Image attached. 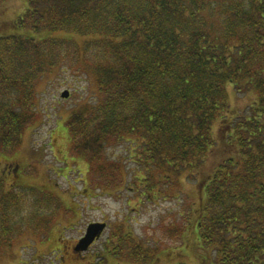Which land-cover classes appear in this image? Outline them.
Wrapping results in <instances>:
<instances>
[{
	"label": "trees",
	"instance_id": "16d2710c",
	"mask_svg": "<svg viewBox=\"0 0 264 264\" xmlns=\"http://www.w3.org/2000/svg\"><path fill=\"white\" fill-rule=\"evenodd\" d=\"M26 3L10 21L17 31L0 35V154L17 152L41 111L37 80L70 58L93 76L92 100L65 123L92 184L126 187L123 160L106 161V151L129 142L142 202L197 187L174 232L184 239L187 230L196 264H264V0ZM239 93L251 98L245 106ZM23 187L0 176V249L14 237L16 210L27 208ZM34 197L61 206L40 190ZM120 231L107 256L148 264L154 249ZM95 264L108 263L102 255Z\"/></svg>",
	"mask_w": 264,
	"mask_h": 264
},
{
	"label": "rangeland",
	"instance_id": "374dc122",
	"mask_svg": "<svg viewBox=\"0 0 264 264\" xmlns=\"http://www.w3.org/2000/svg\"><path fill=\"white\" fill-rule=\"evenodd\" d=\"M26 8V0H4L0 4V35L17 31L10 21ZM74 38L83 40L78 35ZM70 60L66 59L58 69L37 80V103L41 111L38 109L34 124L27 128L13 157L14 161L26 164L27 177L18 185L31 190L25 193L30 197H26L23 204L27 208L16 210L13 216L15 234L10 244L1 247L0 264H95L102 255L108 264H136L105 253L107 241L118 239L115 234H122L120 227L154 249L148 264H173L179 259L196 264L195 249L192 252L185 249L187 230L184 239L174 235L176 228L183 230L190 205L198 200L195 184L186 183L179 198L161 196L155 201L144 199L142 202L140 190L134 187L135 169L140 165L129 157V142L113 143L106 151V161L124 162L128 184L121 190H104L92 184L87 160L71 153L65 123L74 108L90 103V88L94 86L87 78L93 76L79 73ZM66 90L70 94L63 97L62 92ZM238 95V106H245L251 100L247 95ZM13 154H0L1 168ZM36 190L48 193L60 201L61 206H51L52 202L44 206L43 197L39 199L41 206L34 204ZM96 221L107 222L106 230L87 251L78 253L74 246L84 236L88 225Z\"/></svg>",
	"mask_w": 264,
	"mask_h": 264
},
{
	"label": "flooded vegetation",
	"instance_id": "af4514ba",
	"mask_svg": "<svg viewBox=\"0 0 264 264\" xmlns=\"http://www.w3.org/2000/svg\"><path fill=\"white\" fill-rule=\"evenodd\" d=\"M16 154L17 152L13 155H10L11 158L6 159V162L3 164L2 168L0 167V171L3 173L2 177L5 180V184L9 188L15 187L20 182H23L24 178L27 177L25 176L26 164L13 160L14 159L13 157L16 156Z\"/></svg>",
	"mask_w": 264,
	"mask_h": 264
},
{
	"label": "water",
	"instance_id": "95a60500",
	"mask_svg": "<svg viewBox=\"0 0 264 264\" xmlns=\"http://www.w3.org/2000/svg\"><path fill=\"white\" fill-rule=\"evenodd\" d=\"M69 91H63L62 96L63 97H68L69 96ZM107 226L106 222H91L86 230V233L84 234L83 237L79 239L75 246V250L79 252H83L88 250V248L93 244V242L101 236V234L104 232L105 228Z\"/></svg>",
	"mask_w": 264,
	"mask_h": 264
}]
</instances>
